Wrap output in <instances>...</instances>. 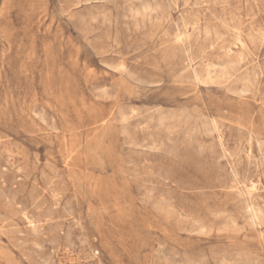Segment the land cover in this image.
Masks as SVG:
<instances>
[{
    "label": "rangeland",
    "instance_id": "374dc122",
    "mask_svg": "<svg viewBox=\"0 0 264 264\" xmlns=\"http://www.w3.org/2000/svg\"><path fill=\"white\" fill-rule=\"evenodd\" d=\"M0 264H264V0H0Z\"/></svg>",
    "mask_w": 264,
    "mask_h": 264
},
{
    "label": "bare ground",
    "instance_id": "6f19581e",
    "mask_svg": "<svg viewBox=\"0 0 264 264\" xmlns=\"http://www.w3.org/2000/svg\"><path fill=\"white\" fill-rule=\"evenodd\" d=\"M194 20H195V19H194ZM177 28H178V27H177ZM188 36H189V35H188ZM8 46H9V45H8ZM195 72H196V71H195ZM225 151H226V150H225ZM225 151H224V152H225ZM257 165H258V164H257ZM254 184H255V183H254ZM249 197H250V196H249Z\"/></svg>",
    "mask_w": 264,
    "mask_h": 264
}]
</instances>
